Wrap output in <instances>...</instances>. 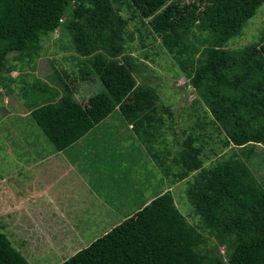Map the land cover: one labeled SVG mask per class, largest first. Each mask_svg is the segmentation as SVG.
I'll return each instance as SVG.
<instances>
[{"label": "trees", "instance_id": "obj_1", "mask_svg": "<svg viewBox=\"0 0 264 264\" xmlns=\"http://www.w3.org/2000/svg\"><path fill=\"white\" fill-rule=\"evenodd\" d=\"M263 2L0 0V84L2 72L12 69L9 54L31 67L42 35L58 31L69 38L65 66L50 61L48 80L31 75L22 89L28 117L48 139L49 152H67L104 118L119 115L166 184L193 173L185 192L197 223L188 222L166 190L59 264H264V175L262 163L258 173L250 167L256 147H264V27L257 40L228 46ZM142 31L159 38L196 94L194 113L202 109L191 126L201 133L190 132L171 162L162 138L167 107L158 105L154 87L137 83L128 53L134 33L142 38ZM93 75L104 91L85 96L81 84ZM209 127L223 135L221 147H230V154L204 165ZM198 229L224 252L203 250L207 236ZM0 264H28L2 231Z\"/></svg>", "mask_w": 264, "mask_h": 264}, {"label": "rangeland", "instance_id": "obj_2", "mask_svg": "<svg viewBox=\"0 0 264 264\" xmlns=\"http://www.w3.org/2000/svg\"><path fill=\"white\" fill-rule=\"evenodd\" d=\"M263 27L264 2L243 27L242 33L230 41L228 46L238 48L257 40ZM142 33V38L138 33H134V40L128 45L130 51L128 53L134 57L131 63L137 83L154 87L158 95V105L160 108L167 107L168 112H161L165 122L162 138L165 137V143L171 149L168 157L171 162L172 156L181 149L190 132L201 133L200 130H192L191 126L195 115L201 114L202 109L199 107L198 112L194 113L193 109L198 106L193 103L196 94L188 84V79L181 74L161 45L159 38L147 35L145 31ZM57 37L60 39L59 42ZM68 42V36L61 35L58 31L49 37L42 35L37 56L32 60L31 67L25 65L26 59H17L16 53H11L8 55L7 64L12 69L2 72L0 231L6 234L28 264H59L79 248L124 220L141 204V201L145 200V197L154 194L153 190L156 188L153 181L162 176L159 167L146 152V155L139 159L136 153L118 146H115V152H104L102 155L98 153L99 156L90 148L87 152L92 153V159L85 158L86 152L81 151L85 150L83 141L87 133L77 142L79 148H73L78 149L75 155L72 154L78 173L72 178L81 179L85 184L84 192L89 194L91 189L88 190L87 186H90L96 194L90 195L88 202L83 201L82 207L88 208L73 205L78 201L74 194L67 192L74 187L73 179H70L68 184L65 180L60 182V179H53L56 183L48 181V168L55 162L48 158L41 160L34 154L38 147H48V139L32 118L28 117L29 110L23 103L22 89L27 88L25 85L33 80L31 75L47 81L46 75L51 71L50 61L65 66L63 56L71 53ZM143 54H147L148 58H144ZM68 64L70 66V62ZM81 86L85 90V96L104 91L95 75L91 77L90 82L82 83ZM81 96L82 91L79 89L76 97L80 99ZM82 101L86 102L85 99ZM109 121L118 122L115 118ZM119 128L123 130V127ZM209 128L207 131L211 132L212 137H206L202 144L204 165L213 163L222 154V156L230 154V147H221L220 139L223 135L219 136L213 128ZM21 131H24V134ZM254 158L256 160L253 159L251 162V169L258 173L257 169L262 163L264 175L263 146L256 147ZM151 170L153 172H150ZM191 175L193 173L186 179H191ZM186 179L178 181L175 185L168 184L167 188H172L177 207L188 222L194 225L200 218L194 213L186 196L185 190L189 181L186 182ZM93 202H96L95 210L89 207ZM186 214H189V217ZM199 231L207 236L206 242L201 246L203 250L214 253L217 247L220 253L224 252V247L217 245L216 240L207 232L202 229Z\"/></svg>", "mask_w": 264, "mask_h": 264}, {"label": "crops", "instance_id": "obj_3", "mask_svg": "<svg viewBox=\"0 0 264 264\" xmlns=\"http://www.w3.org/2000/svg\"><path fill=\"white\" fill-rule=\"evenodd\" d=\"M29 114V113H28ZM115 118L118 120V122L113 123L109 120ZM109 119V120H108ZM119 127H123V130ZM88 138V139H86ZM90 142V143H88ZM83 144H85V150L81 151L82 153L87 152L90 148L93 150V153L98 155H102L104 152H115V146H118L120 148L130 150L132 153H136L137 158H143L144 155H146L143 148L140 147V150L136 149L135 147L140 146L138 144V140H136V136L134 135L131 125L126 124L122 117L119 115H109L106 118H104L100 123H98L92 131H90L87 136L85 137ZM114 147V148H112ZM41 148V147H38ZM73 148H79V145L75 144L72 146V148H69L67 152H49L50 148L48 147L47 151H41V149H38V153H35V156L37 158H40L41 160L48 158V160H53L55 164L48 168V181L56 183L53 179H60V182H63L65 180V183L68 184L70 182V179H73L74 187L72 190H67V192H70L71 194H74L75 198L77 199L78 203H73V205L76 207L78 204L79 207L83 206V201L88 202V197L90 195L96 196V194L93 193L92 187L87 186V189L90 190L89 194L84 192L83 187L85 184L81 181V179L72 178L75 173H78L76 171L75 166V159L73 158L72 154L75 155V152L78 149ZM71 150V152H70ZM130 153V154H132ZM99 156V155H98ZM135 157V158H136ZM79 163V162H78ZM150 172H153L151 170ZM157 172V171H156ZM102 175V174H101ZM100 175V177H101ZM158 175V174H157ZM165 177L160 175L158 178H155L153 183L155 185V190H153L152 196L145 197L144 201H141V204H147L155 195L160 194L166 190H171L172 188H167L168 184H166V181L164 180ZM80 181V182H79ZM103 183V182H102ZM61 184V183H60ZM61 188V186L59 185ZM90 188V189H89ZM43 190V189H42ZM146 191V189H145ZM79 193V194H78ZM79 196V197H78ZM141 204L132 210L130 214L138 210L141 206ZM92 209H96V202H93L91 204ZM82 208H88V207H82ZM103 209V208H102ZM101 209V211H102ZM127 215V216H129ZM122 221V220H121ZM80 249V248H79Z\"/></svg>", "mask_w": 264, "mask_h": 264}]
</instances>
